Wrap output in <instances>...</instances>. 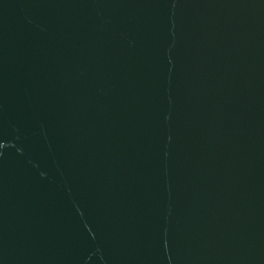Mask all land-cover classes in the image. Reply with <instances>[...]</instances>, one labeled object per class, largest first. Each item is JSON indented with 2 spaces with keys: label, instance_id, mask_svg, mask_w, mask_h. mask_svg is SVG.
I'll return each mask as SVG.
<instances>
[{
  "label": "water",
  "instance_id": "obj_1",
  "mask_svg": "<svg viewBox=\"0 0 264 264\" xmlns=\"http://www.w3.org/2000/svg\"><path fill=\"white\" fill-rule=\"evenodd\" d=\"M0 264H264V0H0Z\"/></svg>",
  "mask_w": 264,
  "mask_h": 264
}]
</instances>
